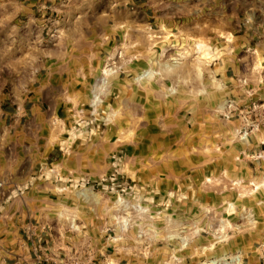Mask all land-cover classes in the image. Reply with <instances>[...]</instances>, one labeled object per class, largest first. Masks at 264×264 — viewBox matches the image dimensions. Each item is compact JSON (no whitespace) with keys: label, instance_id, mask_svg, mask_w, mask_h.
Segmentation results:
<instances>
[{"label":"rangeland","instance_id":"1","mask_svg":"<svg viewBox=\"0 0 264 264\" xmlns=\"http://www.w3.org/2000/svg\"><path fill=\"white\" fill-rule=\"evenodd\" d=\"M164 8L177 24L159 20L139 50L124 41L94 59L84 88L49 106L61 119L40 132L44 150L16 149L27 168L0 171V195L29 197L60 258L91 247L99 264H241L264 243V68L236 38L264 17V0ZM2 30L5 92L27 59Z\"/></svg>","mask_w":264,"mask_h":264},{"label":"crops","instance_id":"2","mask_svg":"<svg viewBox=\"0 0 264 264\" xmlns=\"http://www.w3.org/2000/svg\"><path fill=\"white\" fill-rule=\"evenodd\" d=\"M9 2L12 8L0 17V28L6 42L19 39L20 56L27 63L21 70L26 76L17 85L4 92L0 84V171L4 175H12L18 167L27 168L17 166L16 149L44 150L40 132L52 116L61 119L58 113H48L49 106L68 104V92L84 88L94 59L124 41L139 50L145 41L142 30L157 32L159 20L164 26L178 22L164 19L162 9L169 0ZM236 38L247 42L264 68V17ZM49 40L53 46L45 48ZM2 54L11 57L13 51L6 45ZM260 90L264 92V81ZM12 180L22 182L20 177ZM29 201L22 193L20 197L0 195V264H59L62 242L51 238L55 235L51 226L31 210ZM241 264H264V243L244 255Z\"/></svg>","mask_w":264,"mask_h":264},{"label":"built area","instance_id":"3","mask_svg":"<svg viewBox=\"0 0 264 264\" xmlns=\"http://www.w3.org/2000/svg\"><path fill=\"white\" fill-rule=\"evenodd\" d=\"M91 247H86L84 254L77 253L78 249L73 250L72 248H68L65 255L61 258L59 264H99V261H95L93 258V253L89 251ZM224 260L226 264H234L233 258H228V260ZM104 264V263H103ZM110 264V263H107ZM122 264H126L122 262Z\"/></svg>","mask_w":264,"mask_h":264},{"label":"bare ground","instance_id":"4","mask_svg":"<svg viewBox=\"0 0 264 264\" xmlns=\"http://www.w3.org/2000/svg\"><path fill=\"white\" fill-rule=\"evenodd\" d=\"M141 76H143V75H141ZM100 80H102V79H100ZM103 81H104V80H103ZM94 98H95V97H94ZM96 100H97V98H95V101H96ZM95 101H94V102H95ZM96 102H97V101H96ZM92 103H93V102H92ZM235 263L238 264L237 261H235ZM235 263H234V264H235ZM213 264H214V262H213Z\"/></svg>","mask_w":264,"mask_h":264}]
</instances>
